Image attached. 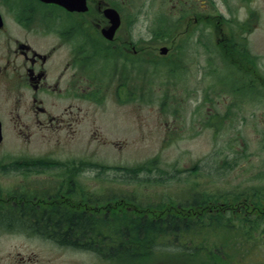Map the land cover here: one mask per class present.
Segmentation results:
<instances>
[{
	"label": "rangeland",
	"instance_id": "obj_1",
	"mask_svg": "<svg viewBox=\"0 0 264 264\" xmlns=\"http://www.w3.org/2000/svg\"><path fill=\"white\" fill-rule=\"evenodd\" d=\"M208 1V19L216 27L193 26L184 36L188 38L177 40L184 28L191 26V12L169 11L172 0H128V34L135 47L143 49L137 56L126 51L127 75L120 78V83L118 76L113 83H107L114 68L105 70L98 63L94 82L105 81V85L97 91L99 97L95 96L102 103L90 106V118H83L76 129L56 131L49 138L34 129L36 133L31 135L27 149L23 147L22 155L14 152L8 156L0 149L1 165L11 158L27 157L61 162L42 167L40 173L28 167L0 166L3 189L7 191L6 187L24 179L36 189L53 191L73 180L76 186L87 188L83 201L85 195L92 194V206L107 213L120 201L123 207L130 203L160 206L169 201L191 204L194 197L200 201L231 202L237 198L240 202L245 198L249 205L264 203V90L252 92L258 82L249 84L245 76L234 71L238 68L231 59L241 67L244 58L232 57L230 52L227 57L231 65H224L218 57L226 56V50L215 45L216 37L231 33L232 40L246 44L255 68L263 72L264 0ZM162 15L172 20L173 30L165 40L160 36L151 38ZM63 19L70 20L68 16ZM243 20H251V26L245 28ZM205 35L207 50L200 43ZM171 40L179 42L180 48L160 57L158 47L169 45ZM210 58L212 66L204 73L201 70ZM135 59L138 64H133ZM116 64L118 74L121 61ZM240 91L245 96L239 93L238 97ZM217 120L220 124L214 123ZM5 136L6 150L25 144L24 139L13 134L11 123H6ZM142 164L138 170H127ZM225 215L228 220L221 219L183 236L193 242L187 250L189 254L155 253L161 257L156 263L210 264L206 262L210 254L223 255L230 263L263 264L264 218L247 221L241 213L227 211ZM200 240L204 250L191 255L198 251L196 243ZM14 243H18L17 238L0 235V259L17 250L24 252ZM178 259L182 261L175 263ZM4 263L5 259L0 261ZM42 264L110 263H104L91 251L60 247L42 237ZM113 264L127 263L124 259Z\"/></svg>",
	"mask_w": 264,
	"mask_h": 264
},
{
	"label": "flooded vegetation",
	"instance_id": "obj_2",
	"mask_svg": "<svg viewBox=\"0 0 264 264\" xmlns=\"http://www.w3.org/2000/svg\"><path fill=\"white\" fill-rule=\"evenodd\" d=\"M208 2L172 0L169 3L171 10L192 14L191 26L184 28V34L193 26L206 27ZM86 5V11L78 12L41 0H0V146L6 142V123H11L13 134L25 141L19 147L2 148L5 154H22L23 147L27 149L31 135L36 133L34 129L48 138L56 131L76 129L83 118L92 116L90 106L102 103L95 96L99 97L97 91L104 87L105 81L94 82L95 66L99 63L105 70L113 67L106 82L113 83L118 76L120 83V78L123 79L128 71L126 51L132 56L141 53L143 48L135 47L127 30L128 0H86ZM105 8H112L119 15L111 38L102 35V30L110 28ZM64 16L70 20H64ZM227 39L217 37L216 42ZM173 40L166 45V54L177 48ZM200 43L205 44V36ZM234 55L244 58L241 68L247 73V82L252 83L255 69L249 53ZM116 61H121L118 74ZM136 63L138 59L133 61ZM120 87L118 84V91ZM9 190L11 193L0 196V200L15 209L9 211L0 207V215L6 217L5 223L0 224V235L17 238L18 243L13 245L24 252L17 250L0 261L5 259L4 264H42V236L48 234L34 225L38 218L42 219V194L47 203H58L59 199L69 203L70 193L79 195L78 186L66 183L48 191L36 189L31 183H12Z\"/></svg>",
	"mask_w": 264,
	"mask_h": 264
},
{
	"label": "trees",
	"instance_id": "obj_3",
	"mask_svg": "<svg viewBox=\"0 0 264 264\" xmlns=\"http://www.w3.org/2000/svg\"><path fill=\"white\" fill-rule=\"evenodd\" d=\"M32 163L43 165V161ZM67 183H71L70 180ZM200 199L192 198L191 204L169 201L160 206L126 202L132 204L130 208H125L131 216L120 209L123 207L120 204L100 217L97 214L90 216L87 208L80 205L76 211L73 206L61 205L42 209V219L38 218L34 225L51 239L83 247L110 264L124 259L127 264H157L161 257L155 253L170 252L176 256L189 254L187 250L193 242L183 236L188 232L201 231L206 225H215L221 219V222L228 220L229 217L225 215L227 211L241 213L247 221L264 218V203L252 202L251 206L247 200L244 202L245 198L240 199H244L240 202L237 198L231 202ZM5 221L6 217L0 215V224ZM28 221L32 223L31 219ZM196 244L198 251L191 255L204 250H201L204 248L202 240ZM207 260L210 264H236L230 263L223 255L215 257L209 254ZM178 261L182 260H175V263Z\"/></svg>",
	"mask_w": 264,
	"mask_h": 264
},
{
	"label": "water",
	"instance_id": "obj_4",
	"mask_svg": "<svg viewBox=\"0 0 264 264\" xmlns=\"http://www.w3.org/2000/svg\"><path fill=\"white\" fill-rule=\"evenodd\" d=\"M43 1L56 2V3L63 5L64 7L68 8V9H70V10H73V9L84 10L86 8L85 7V0H43ZM111 11L112 10H110V9L106 10L107 15L110 17H112ZM116 25H117V23H114V26H116Z\"/></svg>",
	"mask_w": 264,
	"mask_h": 264
}]
</instances>
